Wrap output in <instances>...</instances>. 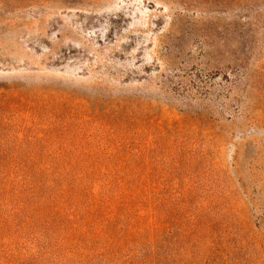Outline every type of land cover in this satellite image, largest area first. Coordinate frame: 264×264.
Here are the masks:
<instances>
[{"label":"rangeland","instance_id":"1","mask_svg":"<svg viewBox=\"0 0 264 264\" xmlns=\"http://www.w3.org/2000/svg\"><path fill=\"white\" fill-rule=\"evenodd\" d=\"M0 264H264V0H0Z\"/></svg>","mask_w":264,"mask_h":264},{"label":"trees","instance_id":"2","mask_svg":"<svg viewBox=\"0 0 264 264\" xmlns=\"http://www.w3.org/2000/svg\"><path fill=\"white\" fill-rule=\"evenodd\" d=\"M93 204H95V205H96L97 209L102 207V204H98V205H97L96 203H91V204H90V205H91V207H94V205H93ZM96 211H97V210H96ZM98 212H99V211H97L96 213H98ZM99 213H100V212H99ZM99 213H98V214H99Z\"/></svg>","mask_w":264,"mask_h":264}]
</instances>
